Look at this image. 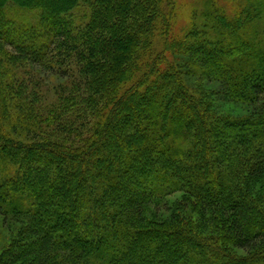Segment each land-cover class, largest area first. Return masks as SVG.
Returning <instances> with one entry per match:
<instances>
[{
  "label": "trees",
  "instance_id": "16d2710c",
  "mask_svg": "<svg viewBox=\"0 0 264 264\" xmlns=\"http://www.w3.org/2000/svg\"><path fill=\"white\" fill-rule=\"evenodd\" d=\"M232 1L177 30V0H0V264H264V0ZM61 57L77 71L50 105L9 81ZM60 114L71 144L46 131Z\"/></svg>",
  "mask_w": 264,
  "mask_h": 264
},
{
  "label": "rangeland",
  "instance_id": "374dc122",
  "mask_svg": "<svg viewBox=\"0 0 264 264\" xmlns=\"http://www.w3.org/2000/svg\"><path fill=\"white\" fill-rule=\"evenodd\" d=\"M93 1V0H92ZM179 5L178 6V15H177V20H176V29L177 30H185L188 29L190 19L192 18V11L191 9L193 7H200L202 6V2L200 0H177ZM218 3H220L221 6H224L227 10L233 11L236 9V6L234 5V2L232 0H218ZM13 11V10H12ZM191 13V14H190ZM17 15H24L25 18H33L36 16V13H28V12H20L16 11ZM86 14V15H85ZM90 14V8L88 5L84 4L80 11L75 13V22L78 24H84L86 21V17L88 18ZM244 23V22H243ZM249 55L251 56L252 54L249 53L248 51H241L238 53H235V56H242V55ZM177 57V56H176ZM62 61L60 60H53L49 63L46 64V67H40L39 65H31V64H26L23 66H16L12 67L11 69V74H9V81L13 84V86L18 90L19 92L26 93V96L30 98L31 100L35 101V103L39 106H47L50 105L51 102L57 101L58 97H62L63 92L68 93L70 86L69 85V77L63 78L62 76L64 75L62 72H70L71 69L75 68L74 70L77 71L76 65H72L70 61H65L66 59H63ZM178 58V57H177ZM180 59V58H179ZM182 62L179 60V66L183 71H186L188 67H185L184 64L186 62L184 58H182ZM59 63H58V62ZM64 61L66 63H64ZM63 62V63H62ZM73 67V68H72ZM69 69V70H68ZM70 75V74H69ZM32 81L29 85V81ZM191 84L197 85L196 82H198L196 79L192 78ZM204 85L207 88L209 92L212 94L214 93L215 97L214 99L219 101H222L221 99H224L221 93L223 88L217 84V83H212L209 82L207 79H203ZM22 83L24 84L23 88L21 87ZM75 91V90H72ZM22 94V93H21ZM64 106L66 109H69L70 112L68 114H73L76 110V106L73 105L72 101L65 104ZM224 109L222 111H225L226 113L233 115V116H241L245 114L243 110L245 108L241 106V104H223ZM73 112V113H72ZM224 112V113H225ZM62 114V112H61ZM61 114L55 115L56 118H54L51 122H46V131L47 133L51 134V137L53 138L52 140L62 142V140H66L71 144L70 142L73 143V139H71L72 135L71 134H66L62 130H65L68 127V122L65 118V115L61 116ZM58 116V117H57ZM76 117H72V120L74 121ZM80 121V122H79ZM75 123L78 122L80 124L83 130L81 136L82 138H86V133L90 131V128L88 126L89 123H87L86 120L81 121V120H76L74 121ZM82 122V123H81ZM72 128H77V125L72 124ZM81 127H78L80 129ZM60 129V131L56 130ZM71 129V128H70ZM71 136V137H70ZM72 140V141H70ZM67 142V143H68ZM254 195L256 197L262 196L264 198V176L260 177L258 181H255V190H254ZM183 197L182 194L178 193L176 195H171L167 197L166 199L159 200L156 199L152 203L149 204L147 212H148V220L150 221L156 217L158 219L159 217H166L169 218V216L172 214L171 213V204L174 203L175 200L181 199ZM150 218V219H149ZM144 226H149V223L146 222ZM8 230L6 227H4V224L2 223V219H0V248H3L6 245V237L8 238ZM2 236L4 238H2Z\"/></svg>",
  "mask_w": 264,
  "mask_h": 264
}]
</instances>
